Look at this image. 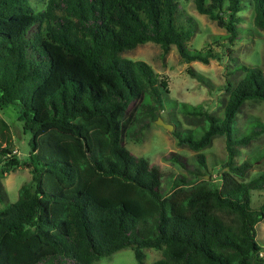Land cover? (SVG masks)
Returning <instances> with one entry per match:
<instances>
[{
    "label": "trees",
    "instance_id": "1",
    "mask_svg": "<svg viewBox=\"0 0 264 264\" xmlns=\"http://www.w3.org/2000/svg\"><path fill=\"white\" fill-rule=\"evenodd\" d=\"M244 1L193 0L199 14L226 30L212 35L215 43L239 37ZM178 2L46 0L34 12L29 0H0V109L18 105L17 118L30 133L21 158L0 117V174L20 167L31 174L0 210V264H92L126 247L138 264L144 248L162 250L152 264H264L255 239L264 205L250 206L251 192L264 190V172L246 180L251 162L234 161L238 145L264 132L261 121L242 135L235 125L246 101H264L263 71L230 57L243 76L227 82L229 96L217 116L201 104L169 99L167 81L148 63L121 56L153 42L166 52L174 45L187 63H208L215 56L208 43L187 45L193 32L185 25L194 22L181 20ZM251 2L253 24L264 30V0ZM165 107L177 108L193 126L173 131L179 145L200 151L224 136L219 181L198 177L196 169L164 192L160 172L124 146ZM168 122L181 124L175 115ZM197 159L206 168L204 156ZM6 199L0 179V201Z\"/></svg>",
    "mask_w": 264,
    "mask_h": 264
},
{
    "label": "rangeland",
    "instance_id": "2",
    "mask_svg": "<svg viewBox=\"0 0 264 264\" xmlns=\"http://www.w3.org/2000/svg\"><path fill=\"white\" fill-rule=\"evenodd\" d=\"M45 1L29 0L34 12L40 11L44 7ZM244 2V8L237 14L241 19L238 23L239 37L229 45L228 43L219 45L214 42L212 35H225L226 30L207 15L199 14L193 0H179L177 9L181 13V20L189 18L194 22L185 25L193 32L187 45L189 48L202 49L205 43H208L215 53L208 63L199 61L187 63L182 60L174 45H171L166 52L160 45L153 42H145L125 50L121 56L148 63L160 78L167 81L169 99L192 105L201 104L208 112L221 116L229 96L226 88L227 82L235 84L243 76L242 71L234 69V62L230 57L236 58L237 65H257L264 73V30L253 24L254 11L251 0ZM34 29L35 27H33ZM227 48H230L229 53ZM187 68L207 77L212 86L208 87L202 84L196 76L187 72ZM18 111L19 106L11 104L0 109V117L9 125L8 132L12 138L13 149L23 158L29 151L30 133L22 129L17 118ZM174 115L181 122L178 127L173 126L172 130H168L155 123L151 118H146L147 127L141 131L140 136L124 138V146L131 154L145 158L152 167L160 172L161 188L164 192L171 189L172 182L176 177H193L196 169L198 177L213 178V180L219 181V173L226 169L224 163L227 151L224 136H215L212 143L200 151L179 145L173 131L193 126L188 125L186 118L178 112L177 108L165 107L163 110H159V117L166 123H169V119ZM255 121L264 123V101L248 100L237 114L235 122L237 134H244ZM237 147L239 154L235 157V163L241 164L246 160L251 162L246 180L262 174L264 172V132L258 134L247 144ZM200 154L204 156L206 168L199 167L197 156ZM30 178L31 174L23 167L8 174H0L2 185L7 193V199L0 201V210L17 199L20 186L28 182ZM262 205H264V190L252 191L250 206L259 208ZM255 232L256 241L264 248V219L256 224ZM142 251L144 258L141 264H152L162 256V250L144 248ZM92 264L138 263L132 247H126L115 251L109 257H102Z\"/></svg>",
    "mask_w": 264,
    "mask_h": 264
},
{
    "label": "water",
    "instance_id": "3",
    "mask_svg": "<svg viewBox=\"0 0 264 264\" xmlns=\"http://www.w3.org/2000/svg\"><path fill=\"white\" fill-rule=\"evenodd\" d=\"M154 121H155V123L162 125L164 128H166L168 130H172L173 129V125L170 124V123L164 122L161 117H157Z\"/></svg>",
    "mask_w": 264,
    "mask_h": 264
}]
</instances>
